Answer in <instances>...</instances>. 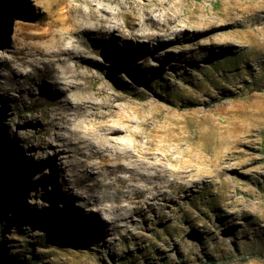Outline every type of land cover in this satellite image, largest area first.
<instances>
[{"label":"rangeland","instance_id":"obj_1","mask_svg":"<svg viewBox=\"0 0 264 264\" xmlns=\"http://www.w3.org/2000/svg\"><path fill=\"white\" fill-rule=\"evenodd\" d=\"M91 8L165 35L143 47L84 34L103 51L80 47L93 77L66 96L96 108L60 129L57 107L69 117V105L31 88L45 70L23 56L39 43L51 49L38 35L45 12L79 19ZM63 37L64 46L74 39ZM105 125L120 130L104 135ZM99 137L101 156L127 150L137 169L158 165L162 176L148 179L162 186L157 199L128 195L134 223L109 236L104 215L70 192L84 191L85 174L104 161L86 156ZM0 158V264H264V0H0Z\"/></svg>","mask_w":264,"mask_h":264},{"label":"bare ground","instance_id":"obj_2","mask_svg":"<svg viewBox=\"0 0 264 264\" xmlns=\"http://www.w3.org/2000/svg\"><path fill=\"white\" fill-rule=\"evenodd\" d=\"M78 11L80 15L79 19L71 18L69 11L66 15L60 14L58 16L53 12H45L39 19V22L45 21V23L43 24L44 28L40 30L38 35L41 41L42 39H45V41L42 42L43 45H47L48 47H51V49L46 51L40 47L39 43L32 51L26 53V56H23V58H30L28 62L33 61L40 64V67L35 68L36 70H40V68L45 70L44 73L39 75L40 82L36 83L35 86H31V88L33 87L34 90L46 93L53 98L56 97L61 103L63 102L65 105H69V109L71 110L69 117H67V114L64 112V109L66 108L62 104H59L57 107V116L53 121H57V125L60 129H64L66 124L74 121L77 116L82 115L86 111L92 110V112L89 111V113L94 114L96 108L95 104L86 100L85 97L71 102L72 99L66 96V92L68 91H86L87 87L84 84L88 78L93 77L88 71V63L91 61V57L81 50L80 47L84 46L91 50H98L99 52L103 51L101 43H96L97 45L90 44L88 47L85 40L82 38L84 34L95 35L97 39L104 40L111 36L114 38L113 35L116 33L121 39L133 40L136 44L143 47L150 46L151 39L153 40L165 35V29L162 26L157 28L153 27L152 30L147 33H136L135 23L128 22L123 11H118V13H116L115 11L112 12L111 10H106L104 8H91L89 11ZM119 13L123 23L115 19V15ZM140 23H143V21H140ZM57 24L60 26L64 25V28L59 29L58 34L54 30V27ZM154 29L155 31H153ZM65 34H71L74 39L69 45L64 46L62 40ZM140 36L145 37V40L138 43L137 38ZM49 37H51V39ZM67 60L73 62V68L65 64ZM59 67L63 68L62 73H60L61 76H59L60 74L58 73V75L53 74V72H58ZM83 68H85V70L80 71ZM79 80H83L84 82L81 83ZM101 130L105 135L116 133L120 129L116 125H105L101 127ZM101 141L102 138L99 137L97 139L98 148H96L97 146L94 147L95 144L92 145L91 142H88L86 145L89 153L86 156H98L99 158L104 159V161L101 160V162H99L98 166H96V171L85 174L84 181H87L90 184L86 186L84 191H79L77 193L70 192L72 195L80 198L82 201L80 205L81 207L87 206L92 212L104 215L100 220V224L101 226L108 227V231L104 228L105 230L103 233L109 236L110 233L119 231L122 226V224H118L119 222L125 221L129 224L134 223L132 215L136 212L133 207L134 205L131 206L132 201L131 199H128V195L131 194V196H135L147 191L151 193V200L157 199L158 193L156 194L153 191L157 188H162V186H160V183H152L148 179L156 180L157 182L162 176L161 172L156 168L158 165H152L153 171L151 173L140 171L139 168L138 170L136 167L139 163H142V161L127 150H116L112 157L106 155L101 156V150L103 149V143H101ZM110 145L111 144L106 147H109ZM123 159L128 161L125 163L122 161ZM120 171L127 172V176L117 174V172ZM178 178L181 179V181L185 180L183 183L185 189L189 188L190 179L186 180L184 179L186 178L184 176ZM172 179L173 180L167 183V187L174 189L179 182L176 181V178ZM139 182H142L141 186L138 185ZM121 188H125V190L122 191ZM108 190H112L111 195L107 193ZM86 192L90 193L87 194ZM119 195L126 198V202L120 201ZM174 196L175 195H163L161 197L164 200H172ZM149 206L153 208L154 205L149 202ZM71 209L68 208L66 211H74V208ZM162 211V208L157 210L158 216L163 215ZM75 217L77 216H74V218Z\"/></svg>","mask_w":264,"mask_h":264},{"label":"trees","instance_id":"obj_3","mask_svg":"<svg viewBox=\"0 0 264 264\" xmlns=\"http://www.w3.org/2000/svg\"><path fill=\"white\" fill-rule=\"evenodd\" d=\"M6 173L5 171V161L1 160L0 158V176L3 177V175ZM6 212V206L4 201L2 200V197H0V216L2 217L4 215V213ZM2 227H1V221H0V232L2 231ZM0 244H1V249H0V253L3 255L4 251H3V243L0 240Z\"/></svg>","mask_w":264,"mask_h":264}]
</instances>
